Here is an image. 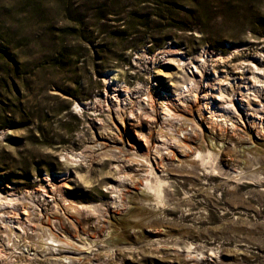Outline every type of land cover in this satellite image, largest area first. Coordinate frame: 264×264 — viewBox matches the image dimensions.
<instances>
[{"label": "rangeland", "instance_id": "374dc122", "mask_svg": "<svg viewBox=\"0 0 264 264\" xmlns=\"http://www.w3.org/2000/svg\"><path fill=\"white\" fill-rule=\"evenodd\" d=\"M204 50L219 58L215 69L222 74L240 75L257 59L264 63V0H0V199L21 197L8 205L9 215L20 203L41 208L44 219L48 214V221L41 218L43 228L66 234L79 251L89 247L100 255L80 264H264V124L254 125L251 117L208 122L202 114L196 128L161 120L158 104L154 118L141 111L121 126L117 103L107 109L113 91L107 72L115 74L116 89L123 84L141 95L137 100L146 96L134 92L141 85L152 100H167L160 86L176 78L154 71H174L168 58H193ZM203 102L199 95L195 105L175 110L193 120ZM137 137L150 151L135 144ZM169 139L183 140L187 154L161 159L157 151ZM207 149L214 153L212 165L202 167L197 153L204 157ZM136 150L155 156L153 165L159 172L167 165L168 172L164 193L151 196V209L142 212L145 167L130 161ZM66 153L81 159L64 158ZM118 164L136 184L119 187L121 205L113 207L108 186ZM60 188L71 202L96 209L95 227L94 220L78 224L66 208L54 213L51 203L44 205L42 194ZM60 216L75 227L67 223L61 231ZM38 224L29 226L32 245H42L34 264H52L48 257L61 258L45 255L48 238ZM159 231L178 242L150 245ZM3 243L14 241L1 230Z\"/></svg>", "mask_w": 264, "mask_h": 264}, {"label": "bare ground", "instance_id": "6f19581e", "mask_svg": "<svg viewBox=\"0 0 264 264\" xmlns=\"http://www.w3.org/2000/svg\"><path fill=\"white\" fill-rule=\"evenodd\" d=\"M213 57L214 54H211L208 51L204 50L201 53L196 54L193 58L187 57L185 55L179 57L178 60H176L175 58H168L167 62H169L171 65H175L174 71L165 72L160 69L154 71V74L156 76H160L161 78H176L175 84L169 83L160 86L162 89V93L160 95L162 99H167V100H152L149 94L150 92L149 89L142 90L143 88L142 85L139 88L135 89L134 92L140 94L145 93L146 96L137 100V98H139L141 95L134 96L131 90L128 88V86L123 84H121V87L116 89L117 85L115 86L114 84V81L116 80L115 74L114 73L110 74L107 72V77L111 79V80L109 79L108 81L110 82L111 85L108 84V86L109 88L113 89V91L112 92L110 91V94H108V100H107L108 111L111 110V106H112L111 103L116 102L118 108L114 109V114L115 117L117 118V123H119L121 126H124L127 121L129 122V120L135 117V114H139L141 111L147 114V116L151 115L153 117L154 108L158 104H160L163 109L159 113V115L161 116V120L168 119L170 122L171 121L177 122L178 120H180L188 124H192L193 126H196V128L198 126L197 125L198 121L203 119L202 114L207 115L205 116L206 117L205 119L208 120V122L214 120L217 121L222 120L223 122L224 121L226 122L227 120H233L232 118H236V121L237 120L240 121L243 120L244 118L249 119V117H251L250 120L253 121L254 125L255 124L263 125L264 124V63H261L262 59H257V61H255L256 63L253 62L248 63L247 67L241 69L239 75L236 72L222 74L219 71H217L215 69V65L220 61L219 58L213 60L212 59ZM212 62H213L212 66L208 68V66H210ZM199 88L202 89L203 94L201 93V91H199ZM142 91H144V93ZM199 95H201V98L202 100H204V102L201 104L199 108L200 111L199 110L197 111L199 113L197 114L196 118H194L193 120L186 119L185 117L177 113V111L175 110L177 108L184 106L188 107L189 104L195 105L196 99L199 97ZM257 97H259V99ZM254 99H258L257 102H254ZM170 105L173 107L170 108L171 111L169 112L167 111V107ZM108 120L109 122L112 121L111 124L117 127L115 122L112 120L111 116H108L107 121ZM104 122L105 121H101V119H99L98 125L100 127H103L102 128L103 130H106L105 129L106 124ZM230 124L232 125V123ZM222 128L224 129V133H225L226 127H222ZM107 134L112 138V140H115L114 142H118V140L121 141V139L118 138L114 134V132L112 134L110 132H107ZM168 141L169 143L166 146L161 147V149L157 147L160 150H162V151H157L161 159H163L164 156H167L168 159H172L173 156L179 158L187 154L189 149L184 144L183 140L169 139ZM135 144L139 145L140 147L142 146L145 147L144 144L148 146L147 141L139 137H137V141L135 142ZM97 146L100 149L101 148L103 149L105 143H100ZM111 147L115 148L116 146L113 145ZM145 151H150V147L149 146L146 147ZM197 155L201 159L202 167L207 166L206 164L210 165V163L212 162V158L214 157V153L209 149L206 150L204 157L202 152L199 151ZM63 156H65L64 158L75 160L73 158L79 155L77 154L72 155L70 153H66ZM114 156L115 155H113L112 157ZM131 156L133 157L132 158L133 160L129 159L130 161L137 162L138 167H145L143 173L141 174L142 182L140 183L141 186L143 185L142 186L143 191L140 194L142 203L140 207L138 206V208L139 210L141 209V212L142 209L150 210L151 208L148 206V201L150 200L151 196L154 195L156 197H159L160 194L163 192L162 190L163 184L164 186L166 185L165 177L168 174L166 167L167 165H165L159 172V170L153 165V163L157 159L155 156L149 153H141L138 152L137 150L131 153ZM79 157H76V160ZM123 158L125 157L123 156ZM184 161H185L184 165H186V168L192 167L187 160ZM192 161H196L195 158H193ZM120 166L122 165L118 164L115 166V171H117V174L115 178H113L114 182H112L108 186L109 188H111L110 191L113 192V195H111L110 197L113 207L115 206L118 207V205L119 206L121 205L119 203H121L120 201L122 200V194H123L122 188L127 186V184L133 186H135L136 184L134 181H131L128 178V176L121 171ZM61 188H65L64 185ZM61 188L52 195L42 194V202L44 203V205H48L49 203H51V206L49 207H52L53 205V208L55 210L54 213H59L62 211L61 210L62 208L63 209L66 208L67 210H69L70 213H72L76 217L75 221L78 224H81L82 221L84 224L88 222H92L91 220H94L93 217L97 216L95 214L97 213L95 212L96 209H94L92 205H84L81 203L78 204L75 202L74 203L71 202L72 199L69 200V198L62 196L63 192L61 193ZM12 199L13 198H6L4 202H2L0 199V231L2 230L3 232H5L6 236L8 238L10 236V239L14 241L13 244L3 243L4 245L0 246V264H27V263L34 264V260L36 259L35 252L38 253L42 245L39 244L32 245L33 244L32 240H29V238L31 239L30 233L32 232L30 231L29 226L30 223L34 220H38L40 224L41 218H43V214L45 213H43V210L41 208L29 210L23 203L22 204L20 203L21 206L20 210L17 211L14 216H10L9 211L6 210L8 209V205L11 208H13V206L16 204V202L19 199H21V197L16 198L14 200ZM60 199H62L65 203L60 205L58 203L61 201ZM133 215L132 217H134ZM45 219L43 218V220ZM57 221H58V227L61 229V231L63 230V228L66 230L67 227H65V225L67 223H69V226L71 227L75 225L73 222L68 221V219L63 218L62 216H60L59 219H57ZM97 221H99V219ZM98 223L100 224V222ZM93 224L95 227V225L97 224L95 220L93 221ZM40 227H41L40 229L46 232L45 235L46 238H48L47 239L48 241L45 243L46 245L45 246L46 250H44L45 255L58 254V256L61 258L58 259V258L48 257L47 260L50 261L52 264H80L78 260L81 261L82 259H87L88 261L90 260L93 261L97 259L98 257L97 255L99 254H96L98 252L95 251V249L93 248L91 249L87 247L88 250L79 251L78 248L75 247L77 245L74 242H72V240H70L66 234H64V236L62 237L65 238L64 240H67V242H65L62 239V237H60V235H57V233L52 232L50 229L43 228L41 224ZM74 227L75 226H73V228ZM38 235L39 234H37L36 236ZM157 235L158 236L152 238L150 241L148 240L150 245L156 244L158 246L165 242L166 243L169 241L175 242L177 240V239L169 240L168 238L163 239L162 237L166 235V233L161 231L157 232ZM145 246L143 247V245H141L140 247L141 248L143 247L142 250H145ZM73 250L77 251L75 253L80 255L79 256L73 255L75 254ZM65 252H68L69 254L61 256V254ZM21 258H29L30 260L21 261ZM92 261L90 262V264H97Z\"/></svg>", "mask_w": 264, "mask_h": 264}]
</instances>
